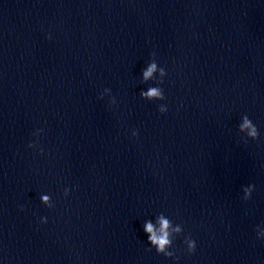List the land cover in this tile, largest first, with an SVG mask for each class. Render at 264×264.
I'll list each match as a JSON object with an SVG mask.
<instances>
[{
	"label": "clouds",
	"instance_id": "9594fccd",
	"mask_svg": "<svg viewBox=\"0 0 264 264\" xmlns=\"http://www.w3.org/2000/svg\"><path fill=\"white\" fill-rule=\"evenodd\" d=\"M51 39V35L47 37ZM167 75L166 69L164 67H159L156 59V53L151 54V59L148 62L147 66L142 69L141 74V83L147 84L149 81H155L157 86H149L147 90H141L139 93L140 97L146 101H163L166 99L164 90L159 87L164 83V77ZM105 96H109V103L111 105H116L117 101L114 96L111 95V89L105 88L99 99H104ZM158 111L161 114H164L168 111V108L164 104L158 106ZM42 129L37 130L33 135L39 136L42 132ZM238 132L244 134L247 139L257 140L259 138V130L253 121L249 118L248 115H243L241 117V122L238 125ZM139 135L138 130L132 131V136L137 137ZM29 148L37 147V143H29ZM40 154H43V148L40 149ZM254 185H248L242 189L244 195L242 199L245 201L251 199V194L254 191ZM70 193L68 188L64 189V196L67 197ZM40 202L51 209L54 207V203L50 195L42 194L40 196ZM23 210V209H21ZM41 223H47L46 217H41ZM143 231L147 234V243L150 245L148 251H151L153 248L156 250L158 255H163L166 258H173L178 260L179 257L175 255L174 251L169 249L173 247L174 239L177 236L183 234V227L180 224H173V222L167 218L163 213L158 214L155 217V221L148 219L143 224ZM264 237V231L257 228V238ZM184 244L187 246V251L189 254L194 253L196 250V241L191 238V236L184 237Z\"/></svg>",
	"mask_w": 264,
	"mask_h": 264
}]
</instances>
